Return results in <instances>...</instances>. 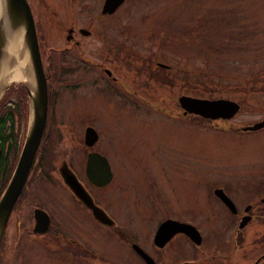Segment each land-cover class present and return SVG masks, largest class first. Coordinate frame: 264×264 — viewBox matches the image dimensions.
<instances>
[{"label": "flooded vegetation", "instance_id": "flooded-vegetation-1", "mask_svg": "<svg viewBox=\"0 0 264 264\" xmlns=\"http://www.w3.org/2000/svg\"><path fill=\"white\" fill-rule=\"evenodd\" d=\"M104 1L26 0L40 60L46 61V109L23 182L0 232V264H264V104H256L255 97L251 101L244 96L247 91H242L240 98L205 97H224L236 103L234 112L228 113L230 103V107L219 108L216 116L183 109L178 99L180 111L176 113L166 103L139 108L136 99H142V93L135 86H124L127 83L120 70V29L115 13L124 0L113 8L103 6ZM135 53L141 55L131 47L127 55L131 58ZM159 56L155 68L149 63L150 56L141 58L137 66L145 69V80L158 67L169 68L168 61ZM259 84L264 88V80ZM78 87L101 99H112L121 109L128 105L135 114L140 110L166 113L185 129L192 124L216 133L221 136L218 170L206 178L198 193L192 186L184 190L188 199H179L169 188V195L177 197L175 202L166 201L163 189L152 188L157 175L169 176L163 160L157 162L155 173L151 162L138 165L139 183L148 187L144 194L135 191L137 178L132 182L134 188L125 186L127 177L118 170L125 165L121 151L126 142L120 146L110 135L103 137L101 133L108 131L94 115L90 122L78 125L84 117L57 112L56 104L65 94L59 90L71 97ZM23 89H19V97L11 94L0 102V194L12 175L28 128ZM87 126L92 130L88 136ZM173 147L168 163L171 170L177 161ZM91 157L89 177L86 166ZM119 159L118 169L115 162ZM104 161L108 175H103ZM61 170L74 173L69 178L74 184L61 178ZM129 177L133 179L131 174ZM192 188L195 190L190 191ZM136 201L148 206L145 219L151 224L147 232L135 229L131 208ZM69 204L79 213L71 219L66 209ZM97 205L106 212L104 219L94 216L92 207ZM163 221L182 227L162 239L154 238ZM194 228L199 241L188 234H196ZM204 229L210 235H204Z\"/></svg>", "mask_w": 264, "mask_h": 264}, {"label": "rangeland", "instance_id": "rangeland-1", "mask_svg": "<svg viewBox=\"0 0 264 264\" xmlns=\"http://www.w3.org/2000/svg\"><path fill=\"white\" fill-rule=\"evenodd\" d=\"M115 16L120 29L117 33L121 48L120 70L127 83L124 86L130 89L135 86L142 93L143 100L136 99L139 108L166 103L171 104L172 113H176V110L180 111L176 99L179 93L195 97L222 95L240 98L243 97L242 91H247L244 96L251 101L255 97L256 104H264V88L259 84L264 80V0H124ZM131 47L137 48L141 55L135 53L128 57ZM146 55L151 57L152 68L157 67L154 61L160 58L159 55L168 61L169 68L158 67L145 80V69L137 65ZM45 62L41 63L42 70ZM82 78L78 77L77 81ZM20 83L13 81L9 84ZM75 90L78 92L71 97L64 89L59 90L65 94L59 93L61 100L56 104L57 112L59 109L66 114L73 113L74 117H84L78 125L90 122V116L94 115L108 131L101 133L103 137L110 135L120 146L125 141L127 147L121 151L123 155L125 153V165L118 173L127 177L125 186L133 187L132 182L137 178L135 191L139 194H144L148 188L139 183L141 171H138V165L144 161L151 162L154 173L158 161L167 164L169 176L157 175V183L152 187L153 190L163 189L167 202L174 199L175 202L177 197L188 199L183 191L190 186L196 187L198 193L206 178L218 170V139L221 136L216 133L192 124L185 129L182 122L166 113L140 110L135 114L128 105L121 109L112 99H101L79 87ZM145 100L148 103L142 102ZM67 120L70 122V118ZM72 131L75 134L73 126ZM172 146L177 156L173 155L177 161L172 165L176 170H171L168 164ZM119 162L120 159L115 162L118 169L121 167ZM169 188L176 191H172L176 198L169 195L172 194ZM193 188L190 191H194ZM117 199L119 203V197ZM137 201L131 208L135 214V229L147 232L151 224L145 219L148 206ZM75 208L70 204L66 207L70 219L77 214ZM118 214L120 217L126 215L120 211ZM203 234L210 235L205 229Z\"/></svg>", "mask_w": 264, "mask_h": 264}, {"label": "water", "instance_id": "water-1", "mask_svg": "<svg viewBox=\"0 0 264 264\" xmlns=\"http://www.w3.org/2000/svg\"><path fill=\"white\" fill-rule=\"evenodd\" d=\"M118 2H120V0H105L103 6L109 5L111 8H113L117 6ZM4 6L7 20L11 29L20 31V35L23 37L25 47L24 49L28 59L27 62L29 65V71L31 72V74L29 75L31 81H20L22 82L20 83V85L24 88L25 91V98L29 113V123L26 136L24 138L23 145L19 152L12 175L0 194V232L9 211L10 205L23 182L31 156L39 139L41 128L45 119L46 109V83L29 7L26 3V0H4ZM3 44L4 37L0 31V53L3 49ZM9 83L10 82H7L1 86V91L3 92L0 96V102L3 99L5 90H7L8 86L10 85ZM176 99H178V102L183 107V109H188L195 113L201 112L211 116H216L218 114L217 112L219 108L225 109L227 107H230V103L233 104H231L232 106L230 107L231 109L228 113L234 112L237 108L235 102L231 100L228 101V99L224 97L205 98L200 96L195 97L187 93H181L177 95ZM256 123L259 124V122ZM256 123L252 126H257ZM91 132L92 130L90 131V127L87 126L85 135L88 136L89 134H91ZM92 158L93 157H91V159L87 162L86 166L89 177L92 176ZM103 164V167L101 166L103 168V175H108L109 169L107 167L106 161H104ZM69 173L71 174V172H68L67 175V173L62 172L61 170V178L63 180H67L68 183L73 182L74 184V181L69 179L71 177L74 178V173L72 172V176ZM92 211L94 213V216H96L98 219H104L103 214H105L106 212L98 207V205L93 206ZM183 224L189 225L187 223ZM181 225L182 224L176 225V223L173 224L171 222L168 223L167 221H163L156 227L154 238L158 237L159 239H162L163 237H166V235H170V233L172 232L171 230L180 229L182 227ZM194 231L196 234L191 233V231H188V234L190 238L199 241L200 238L198 231L195 228ZM144 256H146L147 259L146 253H144Z\"/></svg>", "mask_w": 264, "mask_h": 264}, {"label": "bare ground", "instance_id": "bare-ground-1", "mask_svg": "<svg viewBox=\"0 0 264 264\" xmlns=\"http://www.w3.org/2000/svg\"><path fill=\"white\" fill-rule=\"evenodd\" d=\"M0 31L4 37L3 49L0 53V88L7 82H30L23 37L20 31L11 29L5 13L4 0H0ZM10 89L8 88V91ZM19 89H22L20 85Z\"/></svg>", "mask_w": 264, "mask_h": 264}, {"label": "trees", "instance_id": "trees-1", "mask_svg": "<svg viewBox=\"0 0 264 264\" xmlns=\"http://www.w3.org/2000/svg\"><path fill=\"white\" fill-rule=\"evenodd\" d=\"M19 85H20V84H19ZM19 85H18V86L16 85V86L13 88L14 90L10 87L12 90L9 88L10 90L8 91V88H7V90L5 91V94H4L3 98H4V97H7L8 95H11V94L15 95V97H19L20 94H21V91L19 90ZM20 86H21V85H20ZM21 87H22V86H21ZM15 88H16V89H15ZM17 89H18V90H17ZM22 89H23V87H22ZM19 92H20V93H19ZM22 92H23V93H22V94H23V100H26V98H25V96H24V95H25V94H24V91H22ZM19 100H20V98H19Z\"/></svg>", "mask_w": 264, "mask_h": 264}]
</instances>
